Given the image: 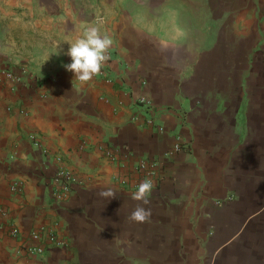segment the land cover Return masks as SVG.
<instances>
[{
  "label": "crops",
  "instance_id": "1",
  "mask_svg": "<svg viewBox=\"0 0 264 264\" xmlns=\"http://www.w3.org/2000/svg\"><path fill=\"white\" fill-rule=\"evenodd\" d=\"M91 26L112 59L84 82L65 65ZM52 155L76 178L63 202ZM143 157L159 183L138 223ZM0 207L66 243L29 255L0 229V264H264V0H0Z\"/></svg>",
  "mask_w": 264,
  "mask_h": 264
},
{
  "label": "built area",
  "instance_id": "2",
  "mask_svg": "<svg viewBox=\"0 0 264 264\" xmlns=\"http://www.w3.org/2000/svg\"><path fill=\"white\" fill-rule=\"evenodd\" d=\"M107 60L103 63L100 72L94 76H103L104 71L111 61V52L107 50L106 52ZM5 76L11 81L12 87L16 85L19 78L12 70H5ZM145 83L144 81L142 82ZM136 105L141 107V110L148 111L152 110V102L146 98L144 95L139 96L136 99ZM30 141L36 148H41V143L36 135L30 136ZM85 143L80 144V148H83ZM187 146L186 142L180 140L179 137L170 146L168 150L165 151V156L170 157L177 154L180 150ZM43 156L47 157L49 152L42 148ZM105 154L112 160L115 159L114 154L110 150H105ZM53 162H50L53 168V173L49 179V191L50 195L56 202H63L69 199L72 193L73 184L76 181L74 173L62 165L61 157L59 155H52ZM158 166L159 161L154 158L143 157L139 158L135 164V171L138 173V177L130 184L132 190L136 191L137 185L144 179H151L154 187L156 188L159 183L158 177ZM122 182L126 185L128 184V179H122ZM24 182L20 179H12L9 182V191L12 194H20L23 190ZM0 229L9 237L16 239L19 242V251L35 256H41L45 252V247L47 244H53L58 246H63L66 243L64 240L57 238L55 229L47 226L40 225L37 228L23 232L15 224L10 216V211L7 207H0Z\"/></svg>",
  "mask_w": 264,
  "mask_h": 264
},
{
  "label": "clouds",
  "instance_id": "3",
  "mask_svg": "<svg viewBox=\"0 0 264 264\" xmlns=\"http://www.w3.org/2000/svg\"><path fill=\"white\" fill-rule=\"evenodd\" d=\"M111 44V37L106 34L102 35L97 27L85 28L83 34L72 42L67 50L71 62L65 65L66 69L72 71L80 81H89L100 72L103 63L108 58L106 52ZM153 187L151 179H144L137 185L132 198L142 203L131 212V220L138 223L150 220L151 209L144 205L150 202ZM102 195L113 197L115 194L108 190Z\"/></svg>",
  "mask_w": 264,
  "mask_h": 264
}]
</instances>
